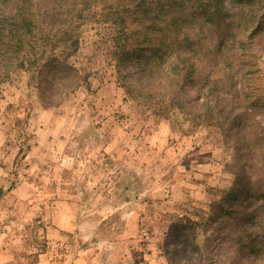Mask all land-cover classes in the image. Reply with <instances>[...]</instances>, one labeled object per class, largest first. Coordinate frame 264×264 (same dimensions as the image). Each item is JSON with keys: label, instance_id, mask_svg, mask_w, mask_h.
I'll return each mask as SVG.
<instances>
[{"label": "rangeland", "instance_id": "rangeland-1", "mask_svg": "<svg viewBox=\"0 0 264 264\" xmlns=\"http://www.w3.org/2000/svg\"><path fill=\"white\" fill-rule=\"evenodd\" d=\"M72 1L0 0L36 24L0 62V264H264V0L223 30L108 0L138 26L124 61L108 5ZM172 18L191 41L160 63Z\"/></svg>", "mask_w": 264, "mask_h": 264}, {"label": "trees", "instance_id": "trees-1", "mask_svg": "<svg viewBox=\"0 0 264 264\" xmlns=\"http://www.w3.org/2000/svg\"><path fill=\"white\" fill-rule=\"evenodd\" d=\"M5 1V0H1ZM105 2L104 11L106 16H113L111 21H108V19H105L103 21L106 25L109 27L115 28L118 26L120 28V32L118 36H112V39L114 41V55L120 57L121 61H124L125 56H130L134 51L136 52L135 56L138 57L140 55V46H135L132 44L131 46V38L129 37V32H135V30L138 29V26L135 25L131 31L129 28H127V20L125 18V15L123 14L126 11H123L119 6L114 5L112 2H109L108 0H101ZM147 0H136L135 6L144 9L145 11V4ZM178 0H172V3L170 0H153L156 4V8L158 10L164 11V15H169L170 7H172ZM185 1H192L193 3V12L192 16L195 20H206L209 22L210 26L208 28H217L218 29H224L227 24V20L225 19V14L227 13L228 6H231L232 2L235 3H246V2H253L254 0H229V4L226 3V0H179L180 3ZM31 4H34L33 0H31ZM82 0H73L70 3L69 10H76L79 5H81ZM83 11L85 9V6L81 8ZM80 10V9H79ZM70 13V12H69ZM140 14L142 17H144L143 10H140ZM153 18L150 17V22L147 21L148 24H144L145 28H149L152 30V32H158L163 31L164 28L160 27L158 23L153 22ZM168 23L164 24L166 29L176 28V24L172 20L170 21L168 19ZM35 22V13L34 9L29 10V13L27 16H23L20 19H10L6 18L5 20L0 21V62L3 58L4 54L2 51L5 49L4 47H16L17 49L21 47V45H24L25 41L28 40V35H31L33 33V30L36 28ZM163 22V20H161ZM255 27L254 29H256ZM116 29V28H115ZM172 36L169 37V40L163 41L161 40L158 43V52L157 55L159 56V62H163L164 58L169 55H174L175 58H178L182 60L180 57V53L182 52V46L184 42L191 41V38L184 37V36H178L171 32ZM157 36H153L152 34L145 39V41H148L152 43L154 39H156ZM116 41V42H115ZM143 41L142 43H145ZM162 45V46H161ZM155 47V46H153ZM16 52V51H15ZM171 53V54H170ZM188 57H193V54H186ZM185 55V57H186ZM142 57L141 55L139 56ZM240 178H238L235 181L236 186H240V184H244ZM3 192V188L0 187V194Z\"/></svg>", "mask_w": 264, "mask_h": 264}]
</instances>
